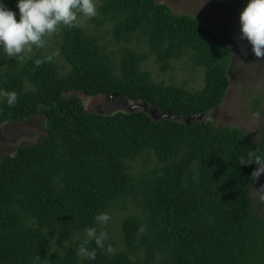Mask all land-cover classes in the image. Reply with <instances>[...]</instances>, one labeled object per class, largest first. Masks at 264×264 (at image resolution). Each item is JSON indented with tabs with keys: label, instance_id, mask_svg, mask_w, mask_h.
Instances as JSON below:
<instances>
[{
	"label": "trees",
	"instance_id": "obj_1",
	"mask_svg": "<svg viewBox=\"0 0 264 264\" xmlns=\"http://www.w3.org/2000/svg\"><path fill=\"white\" fill-rule=\"evenodd\" d=\"M0 2L20 18L19 0ZM90 20L93 31L78 24L54 33L62 65L54 57L37 67L50 55L41 48L21 60L0 45V92L18 94L12 107L0 97V125L43 116L46 126L40 142L0 160V264H264V216L251 195L257 165L239 164L252 150L264 157V133L254 142L237 127L184 119L225 98L232 50L224 37L156 0H99ZM106 24L117 50L98 33ZM151 56L163 71L188 57L204 68L203 86L156 81L142 67ZM78 92L114 93L179 118L91 112ZM140 157L142 169L133 163ZM113 208L123 212L107 224L106 233L116 228L105 246L115 252L93 241L96 258H82L86 229L101 231L95 216Z\"/></svg>",
	"mask_w": 264,
	"mask_h": 264
},
{
	"label": "rangeland",
	"instance_id": "obj_2",
	"mask_svg": "<svg viewBox=\"0 0 264 264\" xmlns=\"http://www.w3.org/2000/svg\"><path fill=\"white\" fill-rule=\"evenodd\" d=\"M156 1L167 4L177 14L188 13L194 15L196 18H198L197 15H200L201 18L198 19L206 27L221 32V35L232 50L228 73L229 87L221 104L208 111L202 120H210L218 127L232 126L240 128L254 142L259 141L261 135L264 133V60H260L255 56L252 51V45L247 39H241L240 14L246 4L241 3V6L235 5L236 8L230 7V12L226 13L225 11L224 13L223 7L221 6L219 9V6L222 3H231V0ZM94 4L97 9L99 0H94ZM219 11L222 15L218 17L214 15L213 17V14ZM202 18L204 19L202 20ZM78 20L79 25L85 29L89 31L94 30V23L91 22L89 17L80 13ZM110 27V24H106L98 33L104 36L102 42L107 45L109 50H117L120 46L110 40L111 34L105 32ZM133 45L137 46L141 51L148 52V48L144 43L137 44L136 40H134ZM34 51H36L35 47ZM41 51L50 55L56 52L59 53L54 34L46 38V46L41 48ZM55 60L59 65L64 63L60 54L55 56ZM142 67L149 70L156 81L175 83L191 91L200 89L204 84V68L194 67L188 57L174 60L173 69L170 71H163L153 56L146 60L142 64ZM66 70L67 66L62 71L65 72ZM73 92H66V95H70ZM78 94L84 100L86 109L91 112L112 114L122 109L128 111L127 109L129 108L128 103L123 105L119 97H111L107 94L88 96L84 92H78ZM112 99L114 100L113 102ZM45 135L46 126L43 116H33V118L23 121H9L0 125V160L6 155L13 154L18 147L40 142ZM133 163L138 169H142L144 157L138 158ZM256 186L258 188L253 191V203L255 208L264 216V189H261L264 186V173L259 177ZM109 215L112 217V221H114L123 217V212L113 208L110 210ZM107 224L104 228L102 226V230H100L106 232ZM111 228L112 230L108 231L107 234L113 237L116 227L111 225Z\"/></svg>",
	"mask_w": 264,
	"mask_h": 264
},
{
	"label": "clouds",
	"instance_id": "obj_3",
	"mask_svg": "<svg viewBox=\"0 0 264 264\" xmlns=\"http://www.w3.org/2000/svg\"><path fill=\"white\" fill-rule=\"evenodd\" d=\"M20 18L16 13L0 2V45L9 57H17L21 60L30 59L34 47L37 49L46 46V38L56 33L60 27H76L79 24L80 13L91 18L97 14L94 0H19ZM241 39H247L252 45L255 56L264 60V0H249L246 8L240 14ZM56 52L35 60L39 67L41 64L51 63ZM7 98L9 107L18 101V94L12 92H0ZM255 163L257 168L252 172L251 179L257 181L264 173V157L257 155L255 150L249 151L247 157L239 159L240 165ZM264 189V186L261 187ZM95 223L104 226L111 219L107 213L95 216ZM108 240L107 233L97 230V227L86 229V238L81 242L78 253L82 258L94 260L97 252L89 250L88 245L95 242L97 248L105 253L115 252V248L105 242Z\"/></svg>",
	"mask_w": 264,
	"mask_h": 264
},
{
	"label": "water",
	"instance_id": "obj_4",
	"mask_svg": "<svg viewBox=\"0 0 264 264\" xmlns=\"http://www.w3.org/2000/svg\"><path fill=\"white\" fill-rule=\"evenodd\" d=\"M111 97H119L121 98V101L123 102V105H125L126 103H128V111L127 112H133L136 110H144L146 112H148L155 120H158L160 118H165V117H171L174 119H178L179 117L176 115H173L170 111L165 110V109H160L158 107H154L149 105L148 103H143V102H131L129 99L121 96V95H115L114 93H110L107 94ZM114 100L112 99V102ZM127 107V106H126ZM123 110V109H122ZM120 111V110H118ZM116 112V111H115ZM206 113H199V114H195V115H191V116H184V119L190 123L191 121H196V120H202V118L205 116ZM33 118V117H30ZM44 118V117H43ZM28 119V118H27ZM26 120V119H25ZM23 121V120H22ZM8 123V122H6ZM5 124V123H3ZM2 125V124H1Z\"/></svg>",
	"mask_w": 264,
	"mask_h": 264
},
{
	"label": "flooded vegetation",
	"instance_id": "obj_5",
	"mask_svg": "<svg viewBox=\"0 0 264 264\" xmlns=\"http://www.w3.org/2000/svg\"><path fill=\"white\" fill-rule=\"evenodd\" d=\"M241 3H244V4H246V0H231V3H229V4H226V3H222L220 6H219V9L221 8V6L223 7V12L225 13V11H226V13H228V12H230V7H235V5H239V6H241ZM247 5V4H246ZM246 5H245V7H244V9L246 8ZM236 8V7H235ZM172 9V8H171ZM214 15H216L217 17L218 16H220V15H222L221 14V12L219 11V12H217L216 14H213V17H214ZM197 17L198 18H201L200 17V15H197ZM204 18H202V20H203ZM212 20H213V18H212ZM220 28V27H219ZM223 28V27H222ZM218 29V28H217ZM212 30H214V31H216V32H220V31H218V30H216V29H212ZM221 30V29H220ZM220 34H221V32H220ZM263 135V134H262ZM262 135H261V137H262ZM259 181V179L257 180V181H255V182H253V185H252V193H251V195H252V203H253V191H254V189L256 190L258 187L256 186V183ZM264 201V200H263ZM253 205H254V203H253ZM256 210L258 211V213H260V211L256 208ZM261 214V213H260Z\"/></svg>",
	"mask_w": 264,
	"mask_h": 264
}]
</instances>
